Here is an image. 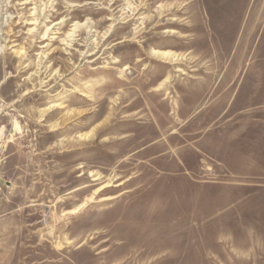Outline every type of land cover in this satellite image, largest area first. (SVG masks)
I'll return each instance as SVG.
<instances>
[{
    "label": "rangeland",
    "instance_id": "obj_1",
    "mask_svg": "<svg viewBox=\"0 0 264 264\" xmlns=\"http://www.w3.org/2000/svg\"><path fill=\"white\" fill-rule=\"evenodd\" d=\"M0 264H264V0H0Z\"/></svg>",
    "mask_w": 264,
    "mask_h": 264
},
{
    "label": "bare ground",
    "instance_id": "obj_2",
    "mask_svg": "<svg viewBox=\"0 0 264 264\" xmlns=\"http://www.w3.org/2000/svg\"><path fill=\"white\" fill-rule=\"evenodd\" d=\"M80 27L79 25H76V27ZM83 26V25H82ZM46 36H48V34L47 33H45L44 34V37H46ZM155 53H157L158 54V56H162V57H167V56H171L172 55V53L171 52H160V51H155ZM43 84H44V82H42V86H43ZM40 86V85H39ZM41 87V86H40Z\"/></svg>",
    "mask_w": 264,
    "mask_h": 264
}]
</instances>
